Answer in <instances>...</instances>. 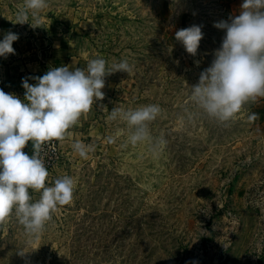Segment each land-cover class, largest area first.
Segmentation results:
<instances>
[{
  "label": "rangeland",
  "instance_id": "374dc122",
  "mask_svg": "<svg viewBox=\"0 0 264 264\" xmlns=\"http://www.w3.org/2000/svg\"><path fill=\"white\" fill-rule=\"evenodd\" d=\"M0 2L15 19L25 7ZM238 14L232 0H48L38 24L29 11L33 37L42 41V27L55 26L86 67L97 57L109 66L126 59L132 71L108 74L95 119L59 140L47 183L72 176V202L58 206L35 241L10 215L0 264H264V137L248 118L253 100L227 122L191 100L226 34L215 24ZM193 24L204 34L195 56L175 38ZM148 104L161 108L149 122L153 141L133 145L127 122L110 112ZM161 137L166 144L154 151ZM75 140L93 145L87 159Z\"/></svg>",
  "mask_w": 264,
  "mask_h": 264
},
{
  "label": "clouds",
  "instance_id": "9594fccd",
  "mask_svg": "<svg viewBox=\"0 0 264 264\" xmlns=\"http://www.w3.org/2000/svg\"><path fill=\"white\" fill-rule=\"evenodd\" d=\"M47 7L48 0H25L17 23H29V11L40 23V13ZM240 9L230 22L215 24L226 34L211 66L201 72L199 83L191 87V100L220 122L233 119L248 101L264 97V0H243ZM203 35L201 26L196 24L175 32L176 40L193 56ZM18 39L17 33H5L0 39V57L14 54L13 43ZM117 71L130 73L132 68L126 59L109 66L104 58L97 57L88 61L86 69L72 70L61 65L34 77V84L23 79V99L0 88V230H6L7 218L14 214L35 241L58 206L72 202L74 178L64 175L48 184L49 172L39 151L44 143L71 135L69 129L90 111L94 102L104 98L106 75ZM160 112L157 104L134 110L114 107L109 118L127 122L128 142L135 145L153 141L149 122ZM255 117L252 113L248 118ZM107 139L113 142V137ZM29 143L34 149L31 155L24 151ZM164 144L162 137L157 139L154 151ZM72 148L84 159L94 150L93 145L81 140H75ZM29 189L39 190L40 198L33 201Z\"/></svg>",
  "mask_w": 264,
  "mask_h": 264
},
{
  "label": "crops",
  "instance_id": "0c3cea01",
  "mask_svg": "<svg viewBox=\"0 0 264 264\" xmlns=\"http://www.w3.org/2000/svg\"><path fill=\"white\" fill-rule=\"evenodd\" d=\"M232 1L236 7V13L241 11L243 0ZM17 22V19L9 14L0 2V39H3L4 34L8 31L19 35V39L13 43L15 53L9 54L7 57H0V61L4 60L3 63L0 62V88L5 92L15 94L23 99L25 89L22 86V81L25 78H28L29 83L34 84L36 83L34 77L42 76L50 68L61 65H67L72 70L77 67L86 69V63L82 59L75 58L70 54L65 46V37L58 33L55 26L45 25L42 27L41 41L39 37L32 36L34 32L30 33L31 28L35 29L31 26V22L23 24ZM34 46L41 48L38 49V54L42 50L46 55L44 61H40L37 55H33ZM107 78L108 75L105 79ZM98 101L94 102L90 111L83 114L78 123L70 129H82L84 126L90 125L95 119ZM251 111L256 114L255 121H257V125L253 127V134L264 137V97H257L253 100ZM259 141L263 143L264 138ZM30 147L32 148L31 143L28 144V148Z\"/></svg>",
  "mask_w": 264,
  "mask_h": 264
},
{
  "label": "built area",
  "instance_id": "2783aa9c",
  "mask_svg": "<svg viewBox=\"0 0 264 264\" xmlns=\"http://www.w3.org/2000/svg\"><path fill=\"white\" fill-rule=\"evenodd\" d=\"M34 149L31 151L33 153ZM61 147L59 140H52L44 143L39 151L40 157L43 159L49 175L51 170L58 164L60 158ZM30 154V155H31Z\"/></svg>",
  "mask_w": 264,
  "mask_h": 264
}]
</instances>
